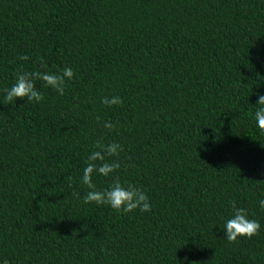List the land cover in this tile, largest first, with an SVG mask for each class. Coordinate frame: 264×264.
I'll return each mask as SVG.
<instances>
[{
  "label": "trees",
  "instance_id": "obj_1",
  "mask_svg": "<svg viewBox=\"0 0 264 264\" xmlns=\"http://www.w3.org/2000/svg\"><path fill=\"white\" fill-rule=\"evenodd\" d=\"M64 67L63 95L4 99ZM259 94L264 0H0V264H264ZM97 140L122 146L97 188L138 185L151 211L84 202ZM233 201L261 229L230 242Z\"/></svg>",
  "mask_w": 264,
  "mask_h": 264
},
{
  "label": "clouds",
  "instance_id": "obj_2",
  "mask_svg": "<svg viewBox=\"0 0 264 264\" xmlns=\"http://www.w3.org/2000/svg\"><path fill=\"white\" fill-rule=\"evenodd\" d=\"M27 60V56L21 57ZM74 76L71 67H64L60 73L49 71H21L16 74L15 82L5 89L4 99L15 103L18 99L26 98L27 101L39 103L43 99L40 90L35 86L37 79L44 82L45 87L54 89L59 95L64 94L66 82ZM102 104L105 106H114L122 103L118 95L105 96L102 98ZM254 113L256 126L264 130V94H259ZM113 123L108 120L104 122L103 127L111 129ZM122 151V146L118 142L103 143L97 140L94 150L90 151L84 161L81 182L87 185L89 191L83 196L85 203L94 202L96 204H106L113 210L122 213H132L139 211L141 213L151 211L152 205L146 192L138 185L121 182L119 178L114 177L106 187L97 188L93 181L94 175L101 177H110L120 168L116 160H108L106 157H116ZM264 175V173H262ZM259 206L264 208V199L259 200ZM261 229L260 221L250 218L249 211L232 203V213L223 223V238L228 241H236L238 238H250L256 235Z\"/></svg>",
  "mask_w": 264,
  "mask_h": 264
}]
</instances>
